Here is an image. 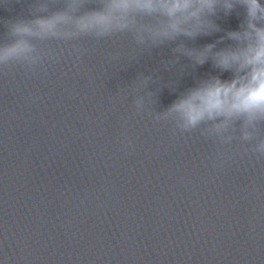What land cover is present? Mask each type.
Segmentation results:
<instances>
[{
  "label": "water",
  "instance_id": "1",
  "mask_svg": "<svg viewBox=\"0 0 264 264\" xmlns=\"http://www.w3.org/2000/svg\"><path fill=\"white\" fill-rule=\"evenodd\" d=\"M70 2L0 0V46L17 39L11 23L103 0ZM213 20L221 31L185 46H228L243 10ZM33 31L20 37L30 66L0 67V264H264V122L243 141L240 122L181 133L162 116L231 73L175 63L179 41Z\"/></svg>",
  "mask_w": 264,
  "mask_h": 264
},
{
  "label": "clouds",
  "instance_id": "2",
  "mask_svg": "<svg viewBox=\"0 0 264 264\" xmlns=\"http://www.w3.org/2000/svg\"><path fill=\"white\" fill-rule=\"evenodd\" d=\"M66 7L72 10L82 5L71 0ZM239 10H243L239 29L228 31L221 38L231 44L219 50H214L215 44L200 49L185 46L184 39L194 40L221 31L213 17L221 13L239 14ZM68 23L73 25L74 34L110 37L130 33L137 44L153 48L179 41L171 49L175 63L180 57L188 58L193 66L211 61L214 68L230 72L228 80H201L162 114L165 119L172 118L181 133L211 125L209 131L220 134L240 122L241 139L252 141L257 124L264 122V0H103L95 9L78 14L65 11L27 22L18 20L8 25L17 39L0 46V67L15 63L30 66L31 49L20 37L34 35L33 28L55 35L58 25ZM170 65L168 61L165 68ZM150 79L145 78L144 83ZM253 151L264 156V139Z\"/></svg>",
  "mask_w": 264,
  "mask_h": 264
}]
</instances>
